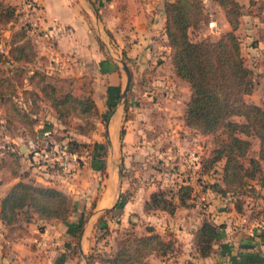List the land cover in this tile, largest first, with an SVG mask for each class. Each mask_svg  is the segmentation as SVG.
<instances>
[{
  "label": "rangeland",
  "instance_id": "rangeland-1",
  "mask_svg": "<svg viewBox=\"0 0 264 264\" xmlns=\"http://www.w3.org/2000/svg\"><path fill=\"white\" fill-rule=\"evenodd\" d=\"M201 1L204 20L196 28H189V37L193 40H212L223 32L222 23L226 19L221 7L213 0ZM238 2L241 4V15L235 32L240 41L244 63L250 68L253 81L251 92L244 97L246 101L264 107V27L259 16L255 15H263L264 0ZM27 27L19 8L15 6V18L0 24V48L6 51L11 34L19 29H24L26 35L34 41V35ZM34 66L46 71L36 58L32 63H0V75H9L15 79L17 74H21L19 80L22 84L16 87L15 99L22 109L28 110L31 104L21 96V87L38 91L26 78L30 73L29 69ZM47 74L61 91L69 88L67 79H53ZM174 84L173 87L182 91L183 84ZM171 85L170 82L168 86ZM128 90L129 87L125 97V116L133 112L132 106L135 105L128 102ZM120 99L122 102V98ZM135 99L137 106L147 105L143 100ZM36 105L37 111L31 114L35 121L30 129L17 121L6 120L0 105V191L11 180L10 174L16 172L18 177L11 184L22 179L38 185L54 186L68 194L72 199L73 209L63 221L72 219L74 223L73 233L67 235V254L74 264H82L77 245V236L82 226L81 247L88 264H113L108 259L116 251L118 242L124 235L148 233V220L142 212H138V205H143L149 193L155 189L161 188L172 196L179 185L189 187L187 206L178 205L177 208L181 210L173 215L160 209L147 211L156 214L154 219L157 220L160 234L157 233L164 240L172 242V249L161 255L150 253L140 264H196L194 228L202 213H206L215 223L222 224L215 243L226 238L233 245V258L228 259V255H224L220 264H237L235 260L241 262L242 259L235 258V255L244 251L257 250L264 253V175L249 181L254 190L244 188L243 192L235 194L216 191L208 186L214 182L222 185V160L215 162L206 171L201 169L202 160L213 147L215 134H202L196 129L184 127L183 121L182 126L180 124L176 127L177 140L171 142L168 139L170 126L156 117L157 112L151 110L150 115L147 113L139 120L143 122L139 126V138L135 137L128 144L123 142L126 147L124 152L121 150L112 155L111 145L105 140L103 123L96 128L94 120L100 118L96 117L97 111L88 118L94 128L81 134L75 131V126L84 120L69 116L66 123H61L47 100L38 99ZM175 109L177 111L176 107ZM162 116L164 117L163 114ZM96 138L105 145L102 156L103 173L97 169V153H91L92 139ZM69 139L83 141L88 146H79L71 152L67 149ZM128 148L136 151H128ZM256 149L257 140L251 138L248 155L255 156ZM120 194L121 206L111 208ZM93 203L95 206L91 208ZM235 204L240 205V210L235 209ZM101 207L108 208L96 211ZM141 210L143 211L142 206ZM31 216L33 218L35 213ZM19 217L16 224L10 227L11 230L20 228L26 222L23 220V212ZM183 227L191 234L179 240L175 235L176 230ZM153 230L155 231L154 228Z\"/></svg>",
  "mask_w": 264,
  "mask_h": 264
},
{
  "label": "trees",
  "instance_id": "trees-1",
  "mask_svg": "<svg viewBox=\"0 0 264 264\" xmlns=\"http://www.w3.org/2000/svg\"><path fill=\"white\" fill-rule=\"evenodd\" d=\"M213 1L223 10L229 26L216 38L193 40L189 37V28H196L199 22L204 20L201 0H164L163 32L170 48L169 57L173 72L186 81L189 88L182 108L184 124L202 134H215L213 147L202 160L201 169L206 171L215 162L222 160V185L214 182L208 186L216 191L235 194L243 192L244 188L254 190L249 181L264 175V107L248 102L244 97L251 92L253 81L251 70L244 63L240 41L235 33L240 22L241 4L237 0ZM258 14L264 26V14ZM14 18L15 5L0 0V24ZM31 40L24 29L14 31L6 51L0 48V63H32L36 58V48ZM29 70L26 78L38 91L21 87V96L31 104L28 110L18 106L15 99L16 87L22 84L19 80L21 74L18 72L15 79L9 75H0V105L6 120L17 121L30 129L35 121L31 114L38 108L36 100L45 99L59 122L66 123L69 116H75L84 120L75 126L78 133L84 134L94 128L88 118L96 113L97 107L90 94L75 95L69 88L61 91L41 67L34 66ZM108 113L107 110L106 114ZM121 138L122 127L119 129V141ZM251 138L257 140L255 156L248 155ZM67 145V149L74 152L77 147L88 146V143L69 139ZM91 146V153H97L99 160L97 169L103 173L102 156L105 153V145L94 141ZM11 175L18 177L16 172ZM120 197L121 194L111 208L121 206ZM188 197L187 185H179L172 196L167 195L161 188L155 189L144 200L142 209L146 212L160 209L173 214L178 205L189 204ZM91 206L94 208V203ZM72 209L71 197L62 190L22 179L11 184L0 197V221L9 228L19 220L21 212L25 221L33 219L32 213H35L36 219L63 221ZM235 209L240 210V205L235 204ZM221 227V223H215L206 213L201 214L194 228L196 257L210 253ZM146 230L148 233L142 235H124L108 261L113 264H140L150 253L161 255L172 249V242L164 240L152 226L147 225ZM235 258L242 259L241 262L235 260L237 264L264 263V253L257 250L244 251L235 255Z\"/></svg>",
  "mask_w": 264,
  "mask_h": 264
},
{
  "label": "crops",
  "instance_id": "crops-1",
  "mask_svg": "<svg viewBox=\"0 0 264 264\" xmlns=\"http://www.w3.org/2000/svg\"><path fill=\"white\" fill-rule=\"evenodd\" d=\"M2 1L18 8L24 0ZM32 1L45 31V34L33 37L38 64L52 77L67 79L75 95H91L97 107L96 117H100L94 120L96 128L103 123L105 140H109L112 155L121 150L124 152L123 142L128 144L135 137L139 138V126L143 124L139 120L147 113L150 115L151 110L170 126L168 139L171 142L177 140L176 127L182 126L181 112L189 88L174 74L170 62V48L163 32L164 0ZM222 25L223 31L229 28L227 21ZM118 59H122L129 70L128 102L135 104L133 112L126 116V100L121 102L120 99L126 75ZM170 82L171 87L168 86ZM174 82L178 86L183 84L182 91L173 87ZM135 98L147 105L137 106ZM121 125L124 130L119 141ZM94 141L100 142V139H92V143ZM10 176L0 197L17 177ZM141 206L140 203L138 212H142L147 224L160 234L154 219L156 214L143 212ZM180 210L177 208L173 214ZM73 229L72 219L40 220L34 216L15 230L0 221V264H74L67 254V235H71ZM176 231L179 240L191 234L184 227ZM225 240L214 243L207 256L194 257V262L213 264L224 260V255L232 258L233 245L229 239Z\"/></svg>",
  "mask_w": 264,
  "mask_h": 264
},
{
  "label": "built area",
  "instance_id": "built-area-1",
  "mask_svg": "<svg viewBox=\"0 0 264 264\" xmlns=\"http://www.w3.org/2000/svg\"><path fill=\"white\" fill-rule=\"evenodd\" d=\"M19 8V12H21V17L27 23V30L37 36L38 34H45V31L41 28L39 14L37 12V7L34 1L32 0H24Z\"/></svg>",
  "mask_w": 264,
  "mask_h": 264
},
{
  "label": "water",
  "instance_id": "water-1",
  "mask_svg": "<svg viewBox=\"0 0 264 264\" xmlns=\"http://www.w3.org/2000/svg\"><path fill=\"white\" fill-rule=\"evenodd\" d=\"M118 60H119L121 66H122V69H123V71L125 72V75H126L125 84H124L123 89H122V91L120 93L122 101L124 102L125 101V97H126V92H127V89L129 87V83H130V73H129V70H128L127 66L125 65L124 61L122 59H118ZM107 143L109 144V140H107ZM21 151H23L22 147H21ZM107 208L108 207H103V208L97 209L96 211H104ZM83 229H84V226L81 227L80 232H79V234L77 236L78 253H79V256L81 258L82 264H88L87 257L83 253L82 247H81V237H82ZM261 264H264V263H261Z\"/></svg>",
  "mask_w": 264,
  "mask_h": 264
}]
</instances>
